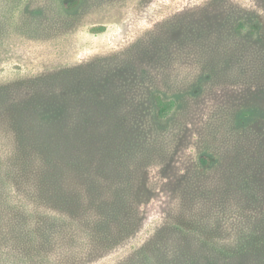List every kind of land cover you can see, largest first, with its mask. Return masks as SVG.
I'll return each mask as SVG.
<instances>
[{
  "label": "rangeland",
  "instance_id": "rangeland-1",
  "mask_svg": "<svg viewBox=\"0 0 264 264\" xmlns=\"http://www.w3.org/2000/svg\"><path fill=\"white\" fill-rule=\"evenodd\" d=\"M32 2L0 9V156L37 158L10 170L8 197L27 173L45 209L103 236L67 264L142 246L264 264V0ZM157 97L176 103L166 118ZM61 228L45 248L66 251Z\"/></svg>",
  "mask_w": 264,
  "mask_h": 264
},
{
  "label": "trees",
  "instance_id": "trees-1",
  "mask_svg": "<svg viewBox=\"0 0 264 264\" xmlns=\"http://www.w3.org/2000/svg\"><path fill=\"white\" fill-rule=\"evenodd\" d=\"M33 0H0V9L8 19L24 15L25 10L33 4ZM52 9L70 10L78 5L79 0H48ZM173 100L166 101L162 97L156 98L157 113L160 118H166L175 108ZM7 148V147H6ZM35 153V152H34ZM7 157L8 162L0 156V264H67V262L87 248L88 243L98 245L104 240L103 236L93 229L87 232L86 220L76 217L69 219L65 213L57 209L46 208L45 184L32 182L27 173L23 178L26 185L20 184L19 191L22 198L8 197L6 185L10 177V170L24 172L26 165L33 169L37 158L35 154L26 151H11ZM23 167V169L21 168ZM18 171V172H19ZM2 189H5L2 191ZM16 198V199H15ZM13 199L15 201H13ZM34 202V206L30 203ZM45 209V210H44ZM58 213V214H57ZM86 222V223H84ZM48 224L62 225V242L65 252H59L56 247L45 248L43 241L46 237L45 229ZM76 225V227H74ZM77 228V229H76ZM81 230H84V235ZM85 239V242L84 240ZM78 240L83 244L79 246ZM45 245V244H44ZM80 247V248H78ZM127 259L119 260L115 264H181L180 260L169 255L170 251L161 258L157 248L149 246L133 247ZM163 259V260H162ZM170 262H166V260Z\"/></svg>",
  "mask_w": 264,
  "mask_h": 264
}]
</instances>
